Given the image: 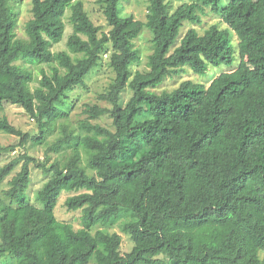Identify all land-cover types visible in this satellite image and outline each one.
I'll return each mask as SVG.
<instances>
[{
  "label": "trees",
  "instance_id": "trees-1",
  "mask_svg": "<svg viewBox=\"0 0 264 264\" xmlns=\"http://www.w3.org/2000/svg\"><path fill=\"white\" fill-rule=\"evenodd\" d=\"M9 1L0 0V109L18 106L34 119L37 144L67 115L57 104L84 85L105 54L115 77L98 95L110 108L84 110L94 121L109 115L112 130L88 120L83 135L61 127L48 150L72 147L71 154L38 165L49 176L36 193L39 206L26 196L32 159L18 157L21 171L0 197V264L7 258L15 264H264V0H188L173 12L166 0H145V22L122 15L125 0H98L107 33L81 0H31L24 40L16 38ZM204 8L226 28L181 34L200 22ZM67 11V50L53 52ZM143 29L153 50L147 70L133 74L140 60L133 41ZM234 55L237 65L208 86L188 80L170 92L151 91L183 67L196 74L231 67ZM18 61L47 66L33 90L31 70ZM127 89L132 95L123 106ZM0 132L20 137L22 145L27 140L4 117ZM83 158L92 175L81 167ZM19 160L0 168V182ZM63 192L73 194L65 199L67 211L81 210L79 230L56 219ZM116 225L132 241L130 252L121 253L120 235L92 233Z\"/></svg>",
  "mask_w": 264,
  "mask_h": 264
},
{
  "label": "rangeland",
  "instance_id": "rangeland-1",
  "mask_svg": "<svg viewBox=\"0 0 264 264\" xmlns=\"http://www.w3.org/2000/svg\"><path fill=\"white\" fill-rule=\"evenodd\" d=\"M84 4L86 11L88 12L94 25L99 26L101 31L108 32L110 27L108 26L106 19L102 13V9L98 0H81ZM226 3L228 0H222ZM169 4V12H173L178 6L183 3L188 2V0H166ZM8 7L16 15V38L27 39L25 33V24L31 19V0H10L8 2ZM147 2L145 0H125L122 2V15H132L136 20L145 22L147 14ZM70 12L67 11L64 23L65 32L62 41L58 44L53 45V52H60L67 50L66 41L72 32L71 25L69 23L68 17ZM212 25H218V28L225 29L226 26L223 25L218 16H216L209 8H204V12L200 15V22L198 24H187L181 30V34H184L189 28L197 30L199 34L211 27ZM181 35L179 36L176 45L180 42ZM151 33L143 29L140 35L134 39V47L139 51L140 60L131 66V72H144L147 70V57L152 53L151 44ZM232 43L236 47L237 40L232 36ZM237 55H234V61L231 65L225 66H209L204 74H196L189 67H183L181 71L171 77H168L164 82L155 89H151L152 92L157 94L161 92H170L176 89L184 81H192L197 84H203L208 86L210 82L222 73L229 72L237 65ZM17 65L31 70L33 74V81L29 83V87L33 90L38 85V80L40 79L41 72L40 69L48 72L47 66L38 65L36 63H29L26 61H18ZM114 73L108 66V55L105 54L99 65L93 69L90 74L85 78L84 85L74 88L73 91L67 94V98L63 100L62 103L57 104V108L67 115L60 117L56 121L54 126V131L48 133L47 138L43 144H37L34 139L39 137L38 125L35 120L32 119L22 108L14 106L11 104H4L3 108L0 109V119L7 118V120L16 129L20 130L23 134L27 135L26 142L22 145L21 138L13 135H9L0 132V143L5 147L6 151L0 153V168L11 163L14 160L20 159L14 167L12 173L4 178L0 182V197L4 198V192L9 189V181L15 177L20 171L24 164V159L18 158L22 155H26L32 162L28 164L30 170V183L28 185L26 196L28 202L34 206H39L36 201V193L44 186L49 176L44 174L43 171L38 167V165L50 166L54 161L67 160L71 154V148H64L63 151L56 153L54 151H49V147L57 141L61 134V127H67L69 132H73L74 135H83L85 130L82 127V123L88 120L91 124H99L102 127L112 130V119L109 115L102 116L97 120H90L88 116L84 113L87 105H98L102 108H110V105L102 100H99L98 95L105 93L110 86V83L114 80ZM131 91L129 89L125 90L122 94V105L131 97ZM84 168L85 173L92 175L93 172L86 168V164L83 158L81 165ZM71 193L63 192L59 202L55 208L56 219L60 222L70 224L74 230H79L82 228L81 224V210L68 212L64 206L65 199L72 196ZM97 230H105L108 233H116L121 236L122 244L120 251L122 254L130 252L133 247V243L128 235L121 232L118 225L113 227H95L92 229L94 234ZM261 257H264L261 254ZM8 263H4V261ZM92 262V261H91ZM2 264H15L13 259L7 258L1 261Z\"/></svg>",
  "mask_w": 264,
  "mask_h": 264
}]
</instances>
